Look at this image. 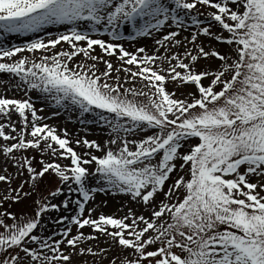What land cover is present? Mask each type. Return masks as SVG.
Returning a JSON list of instances; mask_svg holds the SVG:
<instances>
[{
    "label": "snow or ice",
    "instance_id": "obj_1",
    "mask_svg": "<svg viewBox=\"0 0 264 264\" xmlns=\"http://www.w3.org/2000/svg\"><path fill=\"white\" fill-rule=\"evenodd\" d=\"M7 34L37 38L0 40V207L32 208L0 211V264H264V0H0Z\"/></svg>",
    "mask_w": 264,
    "mask_h": 264
},
{
    "label": "rangeland",
    "instance_id": "obj_2",
    "mask_svg": "<svg viewBox=\"0 0 264 264\" xmlns=\"http://www.w3.org/2000/svg\"><path fill=\"white\" fill-rule=\"evenodd\" d=\"M203 11V9H202ZM58 27V26H57ZM62 30V29H61ZM53 36H55L57 34V32L53 29ZM41 37H45L46 38V34L41 32L38 34ZM186 35V33H185ZM37 38L36 35L34 34H28L27 36H19L18 34H7V35H0V40H2L5 44H16V45H22L23 43H25L27 40L29 39H35ZM104 39H107V37H103ZM182 38V37H181ZM201 39H203V37H201ZM145 40H147V42L151 45L152 41L151 38H138L136 41H125L124 42V47H126L130 52L134 51L136 47L139 46H143L145 43ZM66 47V46H65ZM60 48H57V51H59ZM151 49H149L150 51ZM99 53V49H97V54ZM19 55L16 57L17 59L19 58ZM24 55H28L29 58L31 59L32 56L31 54L25 53ZM38 54H37V59H38ZM78 59H82V57L78 58ZM112 63L114 65L118 66V61L115 59H112ZM99 68L101 70H103L104 65L100 64ZM113 75H115V73H113ZM120 75L123 77V73L121 72ZM174 88V85L169 84L168 85V90L172 91ZM177 96L180 95L181 91H184L183 89H177ZM2 94V93H0ZM9 95H11V93H9ZM30 95L33 97V99H35V97L37 96V93L32 92L30 93ZM16 98L19 99H25L27 97H25L23 95V93H18L16 95ZM183 98V97H181ZM36 107L37 108H44V104L41 103L40 101H36ZM53 110L50 108H45V111L40 113L41 115L44 116H48L51 117V119L46 120L45 122L52 124L54 126H56L58 129H67V131L69 132L71 138L74 140L75 138L79 137H86L89 140H98L100 142H103V140H105L107 138V135L105 132L101 131V129L99 127L93 126V125H81L77 122V119L75 118V116L73 114H71L70 112H64L61 110L60 114L57 116H53L52 115ZM13 119H15V117H13ZM3 141H0V143H2ZM77 151H82V149H77ZM97 155H100V153H96ZM29 155H31V153H29ZM37 159H39V156L37 154ZM34 166H38L36 164H34ZM7 167L8 169V173L13 174V176H15L16 173V169L12 166V164L9 163H5V158L0 155V174H7L4 173V168ZM24 179V177H16L12 180L10 187L11 188H16L19 186V184L21 183V181ZM53 188L55 187V184L51 185ZM8 189H9V185L5 184L4 182H0V200L3 199V196L8 194ZM25 191H28V186L25 185ZM14 195V193H13ZM72 198H75L74 196ZM60 199H63V197H61ZM107 202L106 204L104 202ZM56 202V201H54ZM95 205L96 207V211L93 213V215H99L100 213H103L105 215H112L113 213H115L117 216H121L123 215L126 211L128 207H134V205H129L128 204V198L120 195V194H116V195H105L103 193L97 194L96 195V200H95ZM123 205V207H121ZM92 206V205H90ZM31 208H32V200L31 198L22 200L18 203H14L12 201H6L3 203V206L0 207V211H4L7 210L8 212L14 213V214H22L24 212L27 213H31ZM53 216H55L56 214L53 213ZM10 222V221H9ZM55 225H53L51 222L48 223L47 225V230L50 232L54 229ZM84 231L87 233L90 231V229H84ZM96 243V242H93ZM100 247H104L105 245L103 244L102 240L99 243ZM105 264H107V261H105Z\"/></svg>",
    "mask_w": 264,
    "mask_h": 264
}]
</instances>
